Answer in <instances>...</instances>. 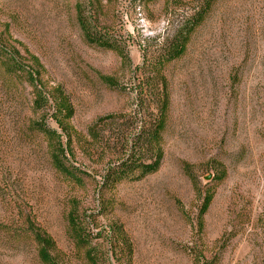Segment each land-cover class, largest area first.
<instances>
[{"label": "rangeland", "instance_id": "rangeland-1", "mask_svg": "<svg viewBox=\"0 0 264 264\" xmlns=\"http://www.w3.org/2000/svg\"><path fill=\"white\" fill-rule=\"evenodd\" d=\"M76 1L0 0L2 51L39 69L46 91L58 87L70 101L65 162L77 178L52 165L56 141L40 125L61 134L63 147L67 140L51 101L35 110L30 85L5 75L0 59V264H41L28 224L52 238L57 264H90L67 224L73 205L100 247L99 264L118 263L109 247L118 229L132 243L130 264H264V0H214L184 56L163 70L159 169L110 184L111 168L156 119L145 62L203 0H84L85 16L126 60L84 40ZM185 164L197 188L214 194L202 228Z\"/></svg>", "mask_w": 264, "mask_h": 264}, {"label": "trees", "instance_id": "trees-1", "mask_svg": "<svg viewBox=\"0 0 264 264\" xmlns=\"http://www.w3.org/2000/svg\"><path fill=\"white\" fill-rule=\"evenodd\" d=\"M88 2L92 3L93 0H88ZM85 3L84 0H77L75 4L77 22L84 40L90 45H96L101 48L115 51L123 60H126L127 54L119 47L116 41L110 37L97 33L90 18L86 17L84 14ZM213 3L214 0H203L200 7L192 15L186 17L171 38L162 44L156 55L145 62L148 67L147 70L153 74L147 81L150 85H155L157 91L156 101L158 106L156 119L148 129H143L139 133L137 143L131 147V154L125 160L119 162L118 165H115L114 168H111L108 177L105 179L107 183L118 182L135 172L138 173L136 179H141L159 169L164 154L162 134L165 128L166 113L169 104L168 95L165 92L163 70L166 65L184 56L191 42L192 35L205 21ZM0 56H2L0 59H3L1 62L5 75L13 78H24L32 88L34 95L32 104L35 110L40 111L46 109L51 101L53 108V113L51 115L62 133H65L67 140L65 147H63L61 134L55 130H48L44 125H40L41 131L46 136L52 138L51 140L56 141L55 146L51 148V162L58 172L72 179H77L74 170L67 166L65 162V152L70 153V135L68 134L66 122L73 115V108L68 97L58 87L51 89L49 92L46 91L40 77L39 69L21 64L17 56L3 52L1 47ZM34 64L37 65L36 60H34ZM101 80L108 86L116 85V82L111 77L105 76L102 77ZM145 153L149 154L150 162H144L143 158L139 157ZM184 170L189 175L193 186L197 189V193L202 200L197 222L198 227L202 228L203 217L213 200L214 194L212 191L205 190L202 192L197 188L190 165L185 164ZM223 177L224 172L218 174L216 177L214 176V179L220 181ZM67 224L73 234L77 249L84 251L83 254L87 262L90 264H99L101 259L100 247L97 244H93L87 235L85 222H83V219L78 215V207L76 205H73L67 214ZM28 233L32 236L36 244L37 257L41 264H57L53 256L55 243L52 238L40 229L33 227V224H28ZM115 234L116 237L114 240H110L109 247L113 250L115 255L119 254L117 264H130L132 259V243L120 229L116 230ZM197 264H200L199 260ZM204 264L210 263L205 262Z\"/></svg>", "mask_w": 264, "mask_h": 264}]
</instances>
